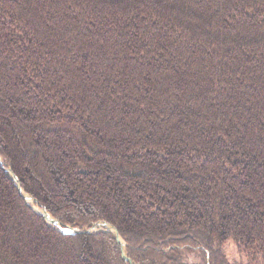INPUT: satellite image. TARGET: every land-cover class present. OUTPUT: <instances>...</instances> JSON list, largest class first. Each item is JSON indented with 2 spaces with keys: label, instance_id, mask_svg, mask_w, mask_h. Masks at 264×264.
<instances>
[{
  "label": "trees",
  "instance_id": "trees-1",
  "mask_svg": "<svg viewBox=\"0 0 264 264\" xmlns=\"http://www.w3.org/2000/svg\"><path fill=\"white\" fill-rule=\"evenodd\" d=\"M0 157L131 261L0 168V264H264V0H0Z\"/></svg>",
  "mask_w": 264,
  "mask_h": 264
},
{
  "label": "water",
  "instance_id": "water-1",
  "mask_svg": "<svg viewBox=\"0 0 264 264\" xmlns=\"http://www.w3.org/2000/svg\"><path fill=\"white\" fill-rule=\"evenodd\" d=\"M0 168L10 177L11 181L13 182L14 186L16 187L18 193L20 196L24 199L25 203L33 210L34 213H36L38 216L42 217L43 220L50 226L54 227L57 231H59L62 234H78V233H87L92 234L96 233L98 231H104V232H110L114 234L116 241L118 244L122 245L123 247V240L121 239L120 235L118 234L116 228L112 226L111 224L105 223V222H96L91 225L90 228L87 229H79L74 228L69 225H62L58 220L54 219L46 210L41 209L37 205L36 199L31 197L29 194L24 193V191L21 189L18 178L15 176V174L9 169L5 168L3 166V161L0 157ZM123 258L131 262L129 258L126 257L124 251L122 252Z\"/></svg>",
  "mask_w": 264,
  "mask_h": 264
},
{
  "label": "rangeland",
  "instance_id": "rangeland-1",
  "mask_svg": "<svg viewBox=\"0 0 264 264\" xmlns=\"http://www.w3.org/2000/svg\"><path fill=\"white\" fill-rule=\"evenodd\" d=\"M19 196H20V194H19ZM12 215H10V217H12ZM12 219H14L15 223H16V220H17L16 217L14 216ZM19 223L21 224L22 227H24V229H28V227L30 226L29 225L30 223H28L26 220L25 221H21ZM11 225H13L12 222H10V226ZM123 244H124L123 247H122V245H120L122 252L126 248V242L123 241ZM223 247H224L225 255H226L227 260L229 262L234 263V262H238L239 261V255L237 254V251L235 249L234 243L227 242V243H225L223 245ZM185 248H186L185 246L181 247V250H183L182 251V259L181 260L183 261L184 264H208V255L204 254L203 252H201L197 247L192 246V247H188V249H185Z\"/></svg>",
  "mask_w": 264,
  "mask_h": 264
},
{
  "label": "bare ground",
  "instance_id": "bare-ground-1",
  "mask_svg": "<svg viewBox=\"0 0 264 264\" xmlns=\"http://www.w3.org/2000/svg\"><path fill=\"white\" fill-rule=\"evenodd\" d=\"M19 181V180H18ZM20 184V183H19ZM21 187V186H20ZM22 189V188H21Z\"/></svg>",
  "mask_w": 264,
  "mask_h": 264
}]
</instances>
